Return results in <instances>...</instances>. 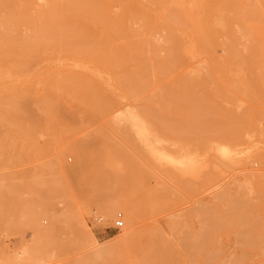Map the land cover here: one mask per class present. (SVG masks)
Returning <instances> with one entry per match:
<instances>
[{
	"label": "rangeland",
	"instance_id": "1",
	"mask_svg": "<svg viewBox=\"0 0 264 264\" xmlns=\"http://www.w3.org/2000/svg\"><path fill=\"white\" fill-rule=\"evenodd\" d=\"M35 3L43 9L51 1ZM228 17V30L238 33L235 48L246 58L251 42L240 38L243 24L233 14ZM138 21L127 23L131 31L138 30L144 46L138 42L140 54L150 58L149 63L132 54H125V61H132L126 65L119 57L115 63L103 65L97 61L102 54L106 56L101 52L88 57L49 53L33 57L27 66L13 68L9 56L0 55V264H134L131 243L120 242L133 230H139V237L160 232L170 244L167 258L139 264H264L263 69L239 65L223 51L201 54L196 60L186 59L184 68L167 69V76L174 75L171 81L164 78L168 80L164 87L165 82L157 83L153 78L155 69L163 68L161 56L169 54L168 32L154 31L155 27ZM20 29L23 35L30 33ZM191 35L183 32L179 39L186 42ZM242 42L246 52L241 49ZM154 55H159L157 62ZM149 64L155 71L151 72ZM144 66H148L145 76ZM207 75H211L210 80ZM74 78L77 81L73 85ZM187 78L193 84L192 93L198 88L193 100L203 97L211 109L225 112L224 128L247 125L248 136L237 143L213 136L209 129L217 125L205 127L203 118L199 119L202 115L196 116L199 99L197 106L193 102L191 112L188 92L185 95L190 104L188 100L185 104L171 103L176 112L163 116L149 113V108L160 110V93L166 92L167 85L175 89V83ZM87 81L94 83L97 91ZM83 82L85 88L90 85L87 92L93 98L81 95ZM97 101L101 107L108 105L106 114H96ZM14 124L23 130L15 129ZM137 131L149 132L156 147L170 160L155 161L140 146ZM225 147L235 152H230L229 159L218 152ZM187 158L197 172L185 174L177 167L176 163ZM103 160L109 165L94 167ZM119 214L123 226L116 229ZM22 249L27 251L24 260L17 255Z\"/></svg>",
	"mask_w": 264,
	"mask_h": 264
},
{
	"label": "bare ground",
	"instance_id": "2",
	"mask_svg": "<svg viewBox=\"0 0 264 264\" xmlns=\"http://www.w3.org/2000/svg\"><path fill=\"white\" fill-rule=\"evenodd\" d=\"M49 1H51V3L49 6L47 3V6H48V7L46 6L47 8L45 7L41 9L39 7L40 8L39 9L37 7L38 5H36L35 3L36 0H14L13 2L12 0H0V11L2 10L3 12H5V14L2 13V15L0 13V27L2 29V31H0V55H4V57L5 55L6 57L9 56V61L13 65V68L14 67L19 68L22 65L29 64L30 62H32L31 59L33 57L40 58V57H45L46 55L50 56L49 53L50 54L56 53V55H58V53H65V54L72 53L75 55L77 54L79 56L82 55L84 57H88L91 55L96 56L94 54L95 52L96 53L101 52V53L106 54V56L102 57L103 56L102 54V56H100L101 59L97 60L96 58V60L100 61L101 64L103 65H106L105 63L113 64L114 62L113 60L114 59L116 60V57H119V59L123 58L124 59L123 61H125L127 60L125 59V57L128 54L134 55L133 58L136 57L138 60L141 58L142 60H144L146 57H144V55L141 56L143 54V53L140 54L142 48H141V45L138 44L139 42L140 44H142V47H144L142 41H139L141 40V38L139 37L140 34H137L138 30L136 33L131 31L133 29L127 23V22L132 21V23L135 24V21H136V24H137L138 20H141L140 21L141 23L143 20L146 22L149 28L155 27L154 31L158 29L161 31L168 32V36H167L169 40L168 44L170 43L169 54L161 56L162 57L161 59L164 60L163 68L162 69L156 68L155 69L156 76L154 75L155 77L154 78L152 77L153 79L156 78L157 83L159 81L160 83H162V81L165 82L166 80L164 79L165 77L166 78L168 77L169 79L170 76L174 75V74H171L170 76H167V73H168L166 71L167 69L172 70L178 67L179 68L186 67L187 65L186 59H188V62H189V59L196 60V58L199 57L201 54H214L215 55L219 51L220 52L223 51L225 55L228 57V59L233 60L239 65L245 64L252 69H255V70L263 69L262 71H264V0H253L251 1L252 4H249L250 0L248 1L247 0H145V2H143V0H131L129 2L125 0H49ZM214 1L217 3L214 4ZM218 3H219L218 8H215L214 6L218 5ZM257 5H263V6L258 7ZM229 13L234 15V18L237 20L238 23L243 24L242 25L243 29L242 28L240 29V31H242V35H240V38L241 37L243 39L246 38L249 40L248 41L249 43L251 42L250 52H249L248 57L246 58L242 57V55L235 48V44H238V42H236L237 41L236 36L238 33H235V32L233 33L230 30H228L229 24H230L229 17H228ZM153 20H155L158 24H154V22L153 24H151V21ZM140 22L138 21V24ZM20 28L27 29L29 30L30 33H26L25 35H23L22 33L23 30H21ZM141 30L142 29H140L139 32ZM161 31H160L161 33L160 35L163 34ZM183 32H189L190 34H192L191 35L192 39L186 42H181L179 39V34ZM143 36H145V34ZM221 39H223V42L221 41ZM143 41L145 42V40ZM225 41H227V44L225 43ZM245 42L247 41L245 40ZM240 44H242L241 49H243V46L246 47L245 43L243 44L242 42ZM166 46H167V43H166ZM237 46L239 47L240 45H237ZM158 49L159 48H156V50ZM244 49L243 50L246 52L247 48H244ZM244 51H242V53ZM125 54L127 55L125 56ZM122 55H124V57ZM158 56L154 55L153 57L156 59V57ZM186 56L188 57L185 58ZM73 57L75 58V56ZM164 57L166 58L167 61H165ZM98 58H99V55H98ZM127 58H130V60H133L131 59L132 58L131 56H128ZM147 58L146 60H148V63H149V60L151 61V59L150 58L147 59ZM222 59L221 61H223ZM91 61H90V64L94 62V61L92 62ZM155 61L157 62V59ZM128 62L130 63L132 61H129V60L127 62L125 61L124 65H126L125 63L128 64ZM149 65L151 66V64ZM221 65H222V62H221ZM91 68L93 67L91 66ZM146 68H148V66L144 68L145 69L144 76L146 75V71H147ZM227 68L230 69L229 66ZM141 69L143 73V67ZM157 69H159L158 70L159 77L157 76ZM134 70L136 69L134 68ZM151 70H152V66H151ZM153 70L151 72H153ZM139 71H140V68H139ZM164 71L166 72V74ZM160 72L165 74V75L161 74L162 79H160V76H161ZM98 73L97 75L99 76L100 73L99 74ZM134 73L137 74L138 72H134ZM134 73L132 74V76L134 75ZM141 74L140 76L141 78H143V75ZM147 75H149V73ZM135 76H139V75H135ZM209 76H208L209 78L208 80H210ZM92 77H95V75ZM263 77H264V74H263ZM141 78L139 77L138 80H140ZM144 79H146V77ZM84 80L86 79L84 78ZM188 80H190V78L189 79L187 78L184 81L182 80L181 84H177L178 82L175 83L174 86L178 85L177 87L175 86V89L174 87L172 88V86H171V89H169V86L167 85L168 88H165L166 92L164 90V93H163L162 88L164 89L165 85L167 84L166 82H168V80L165 82V84H163L164 87L163 85H161L160 91H162L163 94L160 93L161 96H160L159 101L161 100V103L163 104H161L160 110L156 112L154 108H152L153 110L149 108V113L151 114L153 113V115L155 114L156 116L157 115L163 116L164 114L169 113L171 111H173L174 113L177 111V108L174 109L171 106V103H174L175 101L176 102L179 101V104L180 103L185 104L189 98L192 102L189 108H191V112H193V109L195 108L193 102L199 99V101L197 100L196 102L201 103L199 104L200 109L196 108V110L194 109V111L197 114L196 116H199V114L202 115V116H199V119L203 118L204 123H205L204 126L209 123L210 124L214 123L217 125L218 129L216 126L214 127V125H212L213 128H216L214 130L210 125L211 128L209 129V131L210 132L212 131L213 136L218 138L220 141L226 140L227 143L228 142L237 143L244 137V135L248 136L249 131H247L248 130L247 125H243V123H241L240 125L239 122H237V124H239L240 127L239 125L238 126L236 125V126L239 128L242 127L243 129L240 130L239 128H236V127L231 128L232 126H229V128H224L223 125L227 123L225 121L226 118L223 115L225 112L223 113L221 111H218V109L214 110L215 108L213 109V107L211 109L209 105H206V103L204 104L205 98L203 97L201 99L200 97H198L197 99L193 100V98L195 97L194 91L195 90L197 91L198 88H196L192 93L193 84L190 83ZM257 80H258V76H257ZM76 81L77 79L75 80L74 78L73 85H74V82L76 83ZM169 81H171V77ZM219 81H222V80H220L219 78ZM210 82H213V81L211 80ZM61 83L62 82H60V84ZM88 83H91V82L87 81V84ZM67 85H70L69 87L73 86L71 83L70 84L68 83ZM90 85L97 91V86L94 83H91ZM89 86H87V88ZM122 87L124 91L125 86L122 85L121 88ZM87 88H85V83H84V88L81 85L82 90L80 91V93L81 95L87 98L89 97L91 98L92 96L91 94H89L90 91L87 92ZM73 89L75 90L76 93H79L76 91L75 88ZM73 89H71V91ZM78 90H80V88H78ZM91 92H93V90H91ZM186 92H188L187 94L190 95L189 98L186 97L185 95ZM221 95L222 93H220V96ZM183 96H185L184 97L185 99H183ZM199 96H202V94H200ZM72 97H74L73 94H72ZM181 98H182V101H180ZM94 99H96V95ZM228 99L230 101V98ZM45 101H46V98H45ZM89 101L91 102L92 100L89 99ZM97 102L95 104L97 110L93 108L94 106L90 105L91 108L93 109L92 112H95L94 111L95 109L96 114L98 115L106 114V107L108 105L106 107H101L102 105L99 104V102L98 103ZM152 102L154 103V101ZM191 102L189 101V104ZM197 103H196V106H197ZM89 104H92V103H89ZM155 104H157L156 100H155L154 105ZM56 107H58V105ZM17 108H19V106ZM50 108L51 107H49V109ZM89 108H87L88 111H89ZM157 108H159V106ZM108 111L110 112L109 107H108ZM178 112H181V110H178ZM227 116L229 117V115ZM55 117L56 116H54V118ZM230 120L228 122L229 124H230ZM159 122L162 123V121H159ZM14 128L21 130V131L23 130L18 124H14ZM133 129L136 130V128L134 127ZM205 130H208V128ZM209 131H206V132H209ZM137 137H138L140 146H142V148L146 150L155 161L162 162V160H165V161L170 160V158H168L169 160H167L166 159L167 156L165 157L159 151V149L156 147L155 141L152 140L151 137L149 136V132L147 131L138 132L137 131ZM86 144H89V142ZM218 152L223 159L230 158L231 151L228 150L226 147L224 149L219 148ZM232 153L233 152H231V155ZM106 155H103V158L111 159V156L110 158L107 157L110 154L107 156ZM188 160L183 161V162L180 161V163L178 162L179 164L176 163L177 167L182 171V173H185V174H192V173L197 172L198 168L195 167L193 161L191 160L188 161ZM106 161L103 160L99 164L98 163L94 164V167L102 168L103 166H108L109 165L108 163L110 162L107 161L108 163L106 165ZM172 164H175V163H172ZM118 216H121V215L119 214ZM138 235H139V230H133V232L130 235L123 237V239L120 241L122 245L125 243H131L132 250L135 251L134 258H133L134 264H139L142 261H148V260H153V261L162 260L163 258H167V256L171 255V252L167 248L170 244H168V242L165 241L164 237L162 236L160 232H153L148 235H144L140 237ZM184 242H185V239L182 241V243ZM31 252L34 253V251H31ZM17 255L21 256L22 257L21 259L24 260L25 255H27L26 249L20 250L19 252H17Z\"/></svg>",
	"mask_w": 264,
	"mask_h": 264
},
{
	"label": "built area",
	"instance_id": "3",
	"mask_svg": "<svg viewBox=\"0 0 264 264\" xmlns=\"http://www.w3.org/2000/svg\"><path fill=\"white\" fill-rule=\"evenodd\" d=\"M123 226V220L121 216H118L116 222L114 223V227L116 229H120Z\"/></svg>",
	"mask_w": 264,
	"mask_h": 264
}]
</instances>
